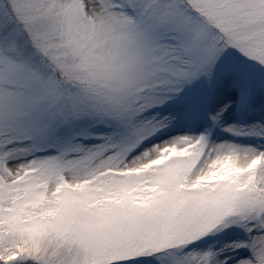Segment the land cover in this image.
<instances>
[{
    "label": "snow or ice",
    "instance_id": "snow-or-ice-1",
    "mask_svg": "<svg viewBox=\"0 0 264 264\" xmlns=\"http://www.w3.org/2000/svg\"><path fill=\"white\" fill-rule=\"evenodd\" d=\"M0 264H264V0H0Z\"/></svg>",
    "mask_w": 264,
    "mask_h": 264
},
{
    "label": "rangeland",
    "instance_id": "rangeland-1",
    "mask_svg": "<svg viewBox=\"0 0 264 264\" xmlns=\"http://www.w3.org/2000/svg\"><path fill=\"white\" fill-rule=\"evenodd\" d=\"M217 239L220 241V243H224V242L228 241L230 239V237L226 234H222Z\"/></svg>",
    "mask_w": 264,
    "mask_h": 264
}]
</instances>
